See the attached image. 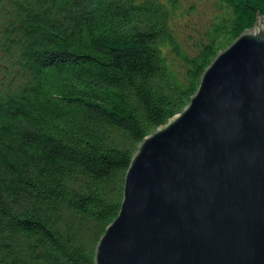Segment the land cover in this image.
<instances>
[{"label": "trees", "instance_id": "16d2710c", "mask_svg": "<svg viewBox=\"0 0 264 264\" xmlns=\"http://www.w3.org/2000/svg\"><path fill=\"white\" fill-rule=\"evenodd\" d=\"M221 1L190 53L179 0H0V264H96L142 140L264 16Z\"/></svg>", "mask_w": 264, "mask_h": 264}, {"label": "water", "instance_id": "95a60500", "mask_svg": "<svg viewBox=\"0 0 264 264\" xmlns=\"http://www.w3.org/2000/svg\"><path fill=\"white\" fill-rule=\"evenodd\" d=\"M96 264H264V16L147 135Z\"/></svg>", "mask_w": 264, "mask_h": 264}, {"label": "rangeland", "instance_id": "374dc122", "mask_svg": "<svg viewBox=\"0 0 264 264\" xmlns=\"http://www.w3.org/2000/svg\"><path fill=\"white\" fill-rule=\"evenodd\" d=\"M179 1L180 7L173 16L172 25L183 46L190 53H195L199 44L207 39V31L215 20L219 16L227 14V7L221 0ZM1 34L2 27H0V38ZM5 64L6 62H3V65ZM0 66L2 65L0 64Z\"/></svg>", "mask_w": 264, "mask_h": 264}]
</instances>
